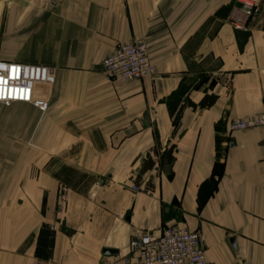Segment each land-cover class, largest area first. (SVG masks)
I'll use <instances>...</instances> for the list:
<instances>
[{"label": "crops", "instance_id": "0c3cea01", "mask_svg": "<svg viewBox=\"0 0 264 264\" xmlns=\"http://www.w3.org/2000/svg\"><path fill=\"white\" fill-rule=\"evenodd\" d=\"M232 2L0 0V61L49 92L46 112L0 104V264H103L175 224L212 264H264V130L226 129L264 114V0L245 31ZM137 40L152 73L108 80L103 59Z\"/></svg>", "mask_w": 264, "mask_h": 264}, {"label": "built area", "instance_id": "2783aa9c", "mask_svg": "<svg viewBox=\"0 0 264 264\" xmlns=\"http://www.w3.org/2000/svg\"><path fill=\"white\" fill-rule=\"evenodd\" d=\"M259 14L258 0H234L227 23L238 31H245L249 21ZM108 80L139 81L150 75L152 64L144 40L119 44L101 64ZM28 69L14 62L0 61V104H27L40 112L48 110L47 87L30 80ZM264 126V114L230 125L231 131ZM103 264H212L206 260L202 236L181 225H170L158 235L139 231L131 238L125 255Z\"/></svg>", "mask_w": 264, "mask_h": 264}, {"label": "trees", "instance_id": "16d2710c", "mask_svg": "<svg viewBox=\"0 0 264 264\" xmlns=\"http://www.w3.org/2000/svg\"><path fill=\"white\" fill-rule=\"evenodd\" d=\"M216 102V96L214 95H207L205 93L202 100L197 104H190V107L193 109L199 108V109H209L214 105ZM154 164L151 160L144 163V167L142 168V173H145L146 171H149L153 168ZM54 239H55V231L47 224H42L37 240H36V247L34 256L39 261H49L52 257V252L54 249Z\"/></svg>", "mask_w": 264, "mask_h": 264}, {"label": "rangeland", "instance_id": "374dc122", "mask_svg": "<svg viewBox=\"0 0 264 264\" xmlns=\"http://www.w3.org/2000/svg\"><path fill=\"white\" fill-rule=\"evenodd\" d=\"M234 1V0H233ZM233 122H235V121H232V122H229L228 124H227V127H226V129L229 131V132H239V131H231V129H230V125L233 123ZM250 130H264V126H262V127H255V128H250V129H247V130H242V131H250ZM166 173V172H165ZM155 175H158V172H155ZM152 184L150 183V182H147L146 184H145V186H144V189H146V188H152ZM134 190H136V187H132Z\"/></svg>", "mask_w": 264, "mask_h": 264}, {"label": "water", "instance_id": "95a60500", "mask_svg": "<svg viewBox=\"0 0 264 264\" xmlns=\"http://www.w3.org/2000/svg\"><path fill=\"white\" fill-rule=\"evenodd\" d=\"M102 254H103L104 256H108V257H110V256H115V255H117V251H114V250H107V249H105V250L102 251Z\"/></svg>", "mask_w": 264, "mask_h": 264}]
</instances>
